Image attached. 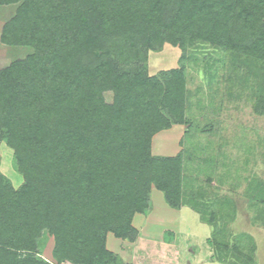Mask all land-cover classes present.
Here are the masks:
<instances>
[{
	"label": "trees",
	"instance_id": "obj_1",
	"mask_svg": "<svg viewBox=\"0 0 264 264\" xmlns=\"http://www.w3.org/2000/svg\"><path fill=\"white\" fill-rule=\"evenodd\" d=\"M9 5L0 41L32 51L0 68V142L23 177L15 187L0 170V264H129L107 236L138 238L153 187L211 226L213 260L258 264L253 235L230 227L232 195L211 177L197 185L184 148L163 156L152 144L175 124L190 132L187 63L201 47L224 52L229 94L249 89L264 116V0H0ZM165 43L181 49L179 66L151 75L149 51ZM244 195L264 227V179L247 178Z\"/></svg>",
	"mask_w": 264,
	"mask_h": 264
},
{
	"label": "rangeland",
	"instance_id": "obj_2",
	"mask_svg": "<svg viewBox=\"0 0 264 264\" xmlns=\"http://www.w3.org/2000/svg\"><path fill=\"white\" fill-rule=\"evenodd\" d=\"M14 9V5L0 7V32ZM31 51L30 47H13L0 41V68ZM193 53L198 61L191 59L187 63V82L192 92L189 117L193 125L186 135V126L180 124L158 132L153 138L152 152L172 156L184 148L191 155L190 166L198 179L197 185L204 188L211 185V190L223 185L220 191L230 193L237 204L231 229L253 235L256 260L264 264V227L253 224L249 201L244 195L247 178L264 179V116L254 111L249 89L235 83L233 94H229L232 85L224 52L201 47ZM180 56L178 46L165 43L160 50L149 51L147 70L154 75L178 67ZM106 99L112 100V92L106 93ZM12 154L13 150L1 141L0 170L18 187L23 177L13 165ZM208 177L212 178L209 185ZM150 207L148 213L136 214L134 218V225L141 230L134 242L109 233L108 248H117L125 261L134 260L135 264H225L211 261L213 250L207 238L212 228L201 220L198 212L188 206L170 207L164 193L155 187ZM112 241H116L115 247ZM52 244V237L44 240V257L50 258Z\"/></svg>",
	"mask_w": 264,
	"mask_h": 264
},
{
	"label": "crops",
	"instance_id": "obj_3",
	"mask_svg": "<svg viewBox=\"0 0 264 264\" xmlns=\"http://www.w3.org/2000/svg\"><path fill=\"white\" fill-rule=\"evenodd\" d=\"M23 181V180H22ZM138 228V227H137ZM139 229V228H138ZM139 231H140V234H141V230L139 229ZM109 235V234H108ZM107 239H108V236H107ZM121 239V238H120ZM116 241H112V244H113V247H115V245H114V243H115ZM116 244V243H115ZM53 246H54V240H53V244H52V250H53ZM110 249V248H109ZM52 250H51V253H50V258L48 257L47 259H49V260H53V258H52ZM111 251H113V252H115V253H117V254H119L121 257H122V259H123V255L121 254V251H119V250H117V248H112V249H110ZM211 257V256H210ZM124 260V259H123ZM211 261H214L212 258H211ZM124 262L125 263H129V264H135V261L133 260V261H125L124 260Z\"/></svg>",
	"mask_w": 264,
	"mask_h": 264
}]
</instances>
